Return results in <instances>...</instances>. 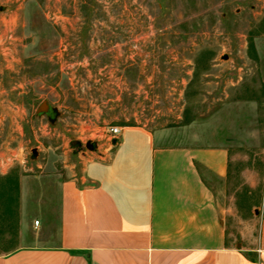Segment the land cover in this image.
I'll return each instance as SVG.
<instances>
[{
  "label": "rangeland",
  "instance_id": "1",
  "mask_svg": "<svg viewBox=\"0 0 264 264\" xmlns=\"http://www.w3.org/2000/svg\"><path fill=\"white\" fill-rule=\"evenodd\" d=\"M42 101L51 113L36 114ZM118 126L225 147L214 192L250 241L264 216V0H0V177L18 182L10 211L0 190V252L29 242L19 228L56 212L58 183Z\"/></svg>",
  "mask_w": 264,
  "mask_h": 264
},
{
  "label": "crops",
  "instance_id": "2",
  "mask_svg": "<svg viewBox=\"0 0 264 264\" xmlns=\"http://www.w3.org/2000/svg\"><path fill=\"white\" fill-rule=\"evenodd\" d=\"M118 128L86 146L81 172L58 183L56 212L19 228L29 242L0 252V264H264V216L250 241H235L217 203L225 147Z\"/></svg>",
  "mask_w": 264,
  "mask_h": 264
},
{
  "label": "trees",
  "instance_id": "3",
  "mask_svg": "<svg viewBox=\"0 0 264 264\" xmlns=\"http://www.w3.org/2000/svg\"><path fill=\"white\" fill-rule=\"evenodd\" d=\"M18 182L16 174H9L3 177H0V190L2 193H5L6 196V205L4 204L5 211H10V206L16 201V192H17ZM3 202V200L0 199ZM5 202V201H4Z\"/></svg>",
  "mask_w": 264,
  "mask_h": 264
},
{
  "label": "water",
  "instance_id": "4",
  "mask_svg": "<svg viewBox=\"0 0 264 264\" xmlns=\"http://www.w3.org/2000/svg\"><path fill=\"white\" fill-rule=\"evenodd\" d=\"M52 111V108L50 107V105L47 103V101H42L37 109H36V114H49L51 113ZM70 145L72 147H80V142L79 141H76V140H73L70 142ZM33 154H35V150H33Z\"/></svg>",
  "mask_w": 264,
  "mask_h": 264
},
{
  "label": "built area",
  "instance_id": "5",
  "mask_svg": "<svg viewBox=\"0 0 264 264\" xmlns=\"http://www.w3.org/2000/svg\"><path fill=\"white\" fill-rule=\"evenodd\" d=\"M109 132L111 133V134H113V135H116V134H118V132H119V128L118 127H111L110 129H109ZM38 224V221H34V226H36Z\"/></svg>",
  "mask_w": 264,
  "mask_h": 264
},
{
  "label": "flooded vegetation",
  "instance_id": "6",
  "mask_svg": "<svg viewBox=\"0 0 264 264\" xmlns=\"http://www.w3.org/2000/svg\"><path fill=\"white\" fill-rule=\"evenodd\" d=\"M87 145L89 146V144H87ZM87 145H86V146H87Z\"/></svg>",
  "mask_w": 264,
  "mask_h": 264
}]
</instances>
